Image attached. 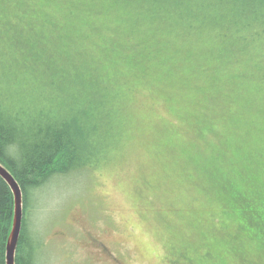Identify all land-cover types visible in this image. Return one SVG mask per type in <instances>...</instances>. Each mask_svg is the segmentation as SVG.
I'll use <instances>...</instances> for the list:
<instances>
[{
    "label": "rangeland",
    "instance_id": "obj_1",
    "mask_svg": "<svg viewBox=\"0 0 264 264\" xmlns=\"http://www.w3.org/2000/svg\"><path fill=\"white\" fill-rule=\"evenodd\" d=\"M7 1L0 27L31 42L36 25L50 51L28 66L0 32L3 101L66 110L71 83L96 78L112 116L96 162L33 196L37 264H264V36L217 42L104 0Z\"/></svg>",
    "mask_w": 264,
    "mask_h": 264
},
{
    "label": "trees",
    "instance_id": "obj_2",
    "mask_svg": "<svg viewBox=\"0 0 264 264\" xmlns=\"http://www.w3.org/2000/svg\"><path fill=\"white\" fill-rule=\"evenodd\" d=\"M104 1L103 9L106 11L133 5L131 12L146 15L151 23L157 20L158 24L167 23L173 28L184 29V34L206 35L217 42L228 38L229 42L232 39L228 36L230 31L232 34L249 33L252 39L264 36V0ZM0 3L8 4V1L1 0ZM155 23L152 26L156 27ZM2 26L0 32L4 38L5 34L9 35L12 44L23 45L27 49L29 59L35 57L29 60L28 66L38 65L43 55H48L50 50L42 42L43 33L36 25L31 27L34 37L31 42L20 39L19 32H16L18 24L14 20L6 19ZM250 39L248 37L246 40ZM39 55L40 59H36ZM85 83L93 87V93H86L83 81H73L72 91L66 89V93L60 86L69 98L67 102L71 103L66 104V110L59 108V103V111L50 110L49 105L16 106L12 101L4 102L0 96V163L14 175L23 192L24 219L16 264H37L41 242L28 235L25 223V214L36 191L46 186L56 175L90 167L106 146V137L110 133L103 130V124L111 127L112 122V116L106 108V97L103 90L99 89L96 78L92 83ZM57 87V83L52 86L53 89ZM60 98L53 99L65 103L64 96ZM14 217V194L0 176V264H7V243ZM250 222L245 219L243 225L248 226Z\"/></svg>",
    "mask_w": 264,
    "mask_h": 264
},
{
    "label": "water",
    "instance_id": "obj_3",
    "mask_svg": "<svg viewBox=\"0 0 264 264\" xmlns=\"http://www.w3.org/2000/svg\"><path fill=\"white\" fill-rule=\"evenodd\" d=\"M0 176L10 186L14 197H15V217L11 235L7 243V264H16V254L18 244L23 228L24 219V203H23V192L20 184L14 177V175L0 163Z\"/></svg>",
    "mask_w": 264,
    "mask_h": 264
}]
</instances>
